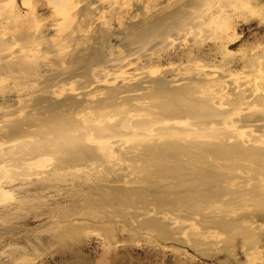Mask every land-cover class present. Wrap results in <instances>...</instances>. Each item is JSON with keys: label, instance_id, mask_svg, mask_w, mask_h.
I'll list each match as a JSON object with an SVG mask.
<instances>
[{"label": "bare ground", "instance_id": "1", "mask_svg": "<svg viewBox=\"0 0 264 264\" xmlns=\"http://www.w3.org/2000/svg\"><path fill=\"white\" fill-rule=\"evenodd\" d=\"M251 2L0 0V202L19 176L60 178L91 215L68 222L179 243L202 223L247 264L264 248V47L232 56L225 24Z\"/></svg>", "mask_w": 264, "mask_h": 264}, {"label": "rangeland", "instance_id": "2", "mask_svg": "<svg viewBox=\"0 0 264 264\" xmlns=\"http://www.w3.org/2000/svg\"><path fill=\"white\" fill-rule=\"evenodd\" d=\"M250 4L246 7L239 3V9L225 24L228 27L225 33L236 40L229 48L236 58L264 47V0H252ZM38 14L49 16V10L42 9ZM214 47L213 41H206L202 49L208 57H218ZM170 56L178 57L177 53ZM263 60L260 59L258 67L262 85ZM242 67V63L236 64L233 72ZM22 176L15 179L8 195L0 202V264H241L233 233L205 227L202 223L193 224L183 235L186 241L179 243L160 239L155 233L146 236L141 231L133 232L131 228L136 225L122 221L68 222L71 214L78 212L86 217L90 214L80 212L77 187L58 191L54 187L60 178ZM203 232H207L206 239L193 235ZM211 241L219 244L212 246ZM255 246H260L255 251L258 255L250 254L244 263L264 264V248L259 243Z\"/></svg>", "mask_w": 264, "mask_h": 264}]
</instances>
